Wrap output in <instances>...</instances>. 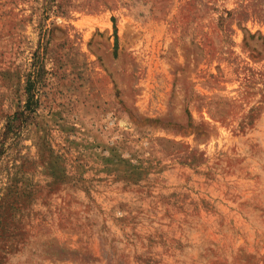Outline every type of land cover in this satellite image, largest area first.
I'll return each mask as SVG.
<instances>
[{"label": "rangeland", "instance_id": "1", "mask_svg": "<svg viewBox=\"0 0 264 264\" xmlns=\"http://www.w3.org/2000/svg\"><path fill=\"white\" fill-rule=\"evenodd\" d=\"M0 264H264V0H0Z\"/></svg>", "mask_w": 264, "mask_h": 264}]
</instances>
